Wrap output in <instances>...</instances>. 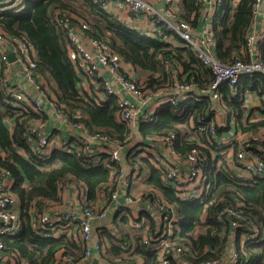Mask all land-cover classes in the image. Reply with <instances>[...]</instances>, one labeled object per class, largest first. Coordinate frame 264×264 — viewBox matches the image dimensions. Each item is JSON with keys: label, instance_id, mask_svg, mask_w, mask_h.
Returning a JSON list of instances; mask_svg holds the SVG:
<instances>
[{"label": "built area", "instance_id": "obj_1", "mask_svg": "<svg viewBox=\"0 0 264 264\" xmlns=\"http://www.w3.org/2000/svg\"><path fill=\"white\" fill-rule=\"evenodd\" d=\"M28 1L0 0V10H13ZM92 1L101 11L130 29L168 44L173 49L179 43L182 49L177 50L191 53L198 61L197 70L209 71L213 78L209 81L196 80L191 77V71L186 73L181 69L176 59L165 58L160 53L158 58L166 72L168 87L175 91L159 100L148 97L145 77L108 41L93 36L89 24L79 16L57 11L55 21L65 31L68 57L76 73L80 79L86 77L91 81L97 94L100 91L103 94V97L93 99L94 102L101 105L109 96L115 99L116 122L126 126L131 133L125 142H121L103 133H91L82 122H71L60 113L57 99L37 70L38 52L34 45L27 38L0 30V83L8 96L6 102L17 108L22 115L30 112L45 115L49 108L71 128V136L57 137L58 133H54L46 119L31 121L23 133V139L33 154L43 160H49L55 150L70 154L83 153L88 157L105 154L119 166L110 167V180L99 189V200L91 207L85 206L83 202L86 198L83 197L78 205H70L65 210L56 209L52 214L34 202L30 209L32 228L38 234L54 238L70 232L81 237L83 256L76 259L73 255L63 254L54 264H96L95 261L98 264V258L107 253L109 248L105 231L117 240L122 238V233L112 224V217L117 212L129 211L131 228L142 234L145 246H153L157 264H186L183 259L189 250L177 232L182 218L176 204L167 201L154 188L149 192L156 193L155 199L149 198L146 193H133L146 176L143 167L147 165L140 159L144 158L149 165H153L161 173L163 184L183 201L204 202L212 194L213 184L208 180V170L211 161L224 156L227 148L235 150L233 159L227 158L232 179H264V134L236 133L231 138L218 140L221 124L217 123L218 113L228 112L224 90L238 95L242 79L264 75V0H253L252 4L253 18H262L261 28L246 35L245 57L235 58L229 64L222 62L218 56L214 33L217 14L224 0H198L200 8L196 25L182 17V0ZM239 2L232 0V7L235 8ZM11 54L15 56L14 61L10 60ZM98 78L101 82L97 81ZM156 86L152 90H156ZM258 92L264 104V89ZM204 97L208 98L210 109L200 114V125L195 128L200 132L207 131L208 142L199 143L198 147L180 153L177 150V133L168 131L147 136L140 133V126L152 123L162 105L171 104L182 116L186 110L181 106L182 103L204 101ZM209 114L215 122L204 128V121ZM76 119L79 117L76 116ZM8 126L13 132L14 123L9 121ZM136 134L139 140L134 142ZM96 147L100 149L99 153H96ZM125 148L131 149L128 163L124 157ZM21 154L25 156L26 152L21 151ZM221 163L219 161L218 166ZM14 182L11 172L0 166V264H28L16 250L7 247L2 239L5 236H17L23 229L19 200L13 192ZM64 183L60 184L61 189ZM43 203L50 208L57 206V203L50 201ZM208 206L205 205V210ZM243 209V202L238 200L234 205L221 207L216 219L221 223L224 217L233 219L230 226L231 239L240 230L241 245L249 240L262 241V228L255 221H247ZM143 213L157 219L158 226L146 222ZM117 263L122 264L120 261ZM204 264H222V261ZM223 264H245V261L240 260L233 251Z\"/></svg>", "mask_w": 264, "mask_h": 264}, {"label": "trees", "instance_id": "obj_2", "mask_svg": "<svg viewBox=\"0 0 264 264\" xmlns=\"http://www.w3.org/2000/svg\"><path fill=\"white\" fill-rule=\"evenodd\" d=\"M83 1L88 7L93 21L89 24L92 35L104 39L130 64L136 71L145 77L150 89L156 84L166 80V72L158 56L163 53L165 58L180 61L183 57L182 50L173 49L170 45L149 38L133 29H130L110 15L101 11L92 0H30L26 2L23 11L0 10V30L10 35L27 38L38 52V72L45 78L51 92L57 99L60 113L64 114L69 121L82 122L91 133H103L121 142H125L130 136V130L116 122V102L112 97L98 105L93 99H86L79 92L80 78L76 73L74 64L68 57V41L64 29L55 21L57 11L75 14V3ZM253 0H240L233 8L232 0H224L217 14L214 27L217 42L218 56L222 62L229 64L235 58L243 57L246 47V34L253 20ZM200 5L198 0H182V17L196 25L198 21ZM195 15V19L194 18ZM82 18V17H81ZM168 49H172L169 50ZM184 53V52H183ZM188 54V63H184L185 72H192L196 80L209 81L213 78L209 71L197 70L198 61ZM264 61V46L262 50ZM189 68V69H188ZM159 78L156 79V76ZM253 78L258 83L252 84L253 89H264V75L257 74ZM159 80V82H158ZM242 83V82H241ZM240 83L238 95L224 90V101L230 108L236 110L234 119L245 133H255L264 129V110L260 111L259 117H250L243 120L241 101L243 90ZM259 89V90H260ZM258 90V91H259ZM229 93L231 96H229ZM8 98L5 88L0 83V166L8 169L15 179L13 192L19 200L20 219L23 222L21 233L14 237H3L6 246L16 250L20 257L28 264H54L58 252L73 255L76 259L83 256L80 247L67 235L59 238L36 233L31 225V206L37 202L41 207L44 201L58 203L61 200L60 184L62 182L76 181L85 185L86 199L83 203L91 207L98 202L99 189L109 182L111 166H117L108 155L100 154L98 157H88L83 153H65L55 150L49 160H43L35 156L23 139V133L28 124L33 120H44L45 115H37L34 112L20 114L17 108L11 107L6 102ZM185 107L180 116L174 106L164 104L157 112L152 123L140 126L142 135H152L162 132L173 131L177 133V150L185 153L198 147L199 143L208 142L207 131L196 130L200 114L209 111L210 103L207 97L204 101L182 103ZM231 115V114H230ZM76 116L79 119H76ZM14 123L13 132L8 123ZM209 114L204 121L206 128L214 123ZM221 131L218 130V134ZM193 133L196 135H193ZM21 151L26 152L22 155ZM127 154L125 153L124 156ZM126 158L128 163L131 152ZM140 161L147 165L143 179L149 188V198L155 199V189L160 192L167 201L176 204L182 222L177 226L180 240L188 248L185 253L184 263L204 264L206 262H226L229 247L234 246V251L245 261V264H264V239L262 241H245L241 245L240 230L236 237L231 239V223L233 219L224 217L218 222L216 219L220 208L228 204H236L241 200L244 204L246 220L255 221L264 232V179H232L228 171V162L225 156H218L211 161L208 170V180L213 184L212 194L207 201L200 200L183 201L178 199L171 188L166 187L161 178V173L147 160ZM221 165L218 166V162ZM223 164V165H222ZM142 180V181H143ZM147 188V189H148ZM154 201V200H153ZM208 208L205 210V205ZM205 210V212H204ZM129 211L117 212L112 217V224L122 233L121 239H116L111 233L105 231L108 239V252L106 260L112 264H120L117 261L127 262L124 264H139L143 259L146 264H157V255L153 246H145L142 243V234L131 228ZM142 217L151 226H158V220L148 213ZM246 221V222H247ZM199 228L203 231L196 233ZM107 232V233H106ZM112 255L114 257L112 258Z\"/></svg>", "mask_w": 264, "mask_h": 264}, {"label": "crops", "instance_id": "obj_3", "mask_svg": "<svg viewBox=\"0 0 264 264\" xmlns=\"http://www.w3.org/2000/svg\"><path fill=\"white\" fill-rule=\"evenodd\" d=\"M25 5H26V3L24 4V6ZM253 20L251 22V25L249 27L247 34L251 31H256L257 29L261 28V26L263 24L262 18H260V17H255V18H253ZM179 48L182 49L181 45L179 43L174 45V49H179ZM243 52H245V50ZM181 54L183 57H181L180 61H178V65L181 66V69L185 72L186 68L184 67V63L185 64L188 63V54L185 53L184 50L181 51ZM262 56H263V53H262ZM244 57H245V53H244L242 58H244ZM156 78H159V76L157 75ZM160 80H162V78ZM97 81L101 82V79L98 78ZM241 82H242L241 86H242V90H243L241 108L243 110V117H242L243 120L242 121L244 122L246 119H249L250 117H253V116L259 117L261 115L260 111L264 110V104L260 98V95L258 94L259 93L258 90L260 89L261 86L259 85V83L256 80H254L253 78L246 77V78L242 79ZM256 83H258V85L260 87L258 89H253L252 84H256ZM94 88H95V85L91 81H89L86 77H82L80 79L78 89H79L80 94L82 96H84L86 99H96L97 97H103V94L101 93V91L97 94L94 91ZM229 96H231L230 93H229ZM224 97H225V95H224ZM47 109L48 110L45 114V119L47 120L49 127L54 131V133H56V132L58 133L57 137H59V136H62V137L71 136V128L68 127L67 125H65L52 110H50L49 108H47ZM235 113H236V110L233 108H230V111L228 110V112H226V114H223L222 112L218 113L217 123L221 124L219 129H218L221 131L219 133L218 140H224L225 138H227V139L231 138L236 133L246 134L245 132L242 131V128L237 124V121L234 119V117L236 115ZM255 133H257V134L259 133L262 135V134H264V129L256 131ZM194 135L195 134H193L191 136H194ZM95 150H96V153L100 152V149L98 147H96ZM224 151H225L224 156L226 158H229L230 160L233 159V157L235 155L234 154L235 150H233L231 148H227ZM130 152H131L130 148H125L124 154L125 153L127 154L126 156H124L125 159L127 157H129L128 155ZM148 176H149V172H148ZM86 192H87V189H86L85 185L80 184L76 181H73V182L66 181L63 184L62 189H60L61 200H60V202L57 203V206L54 208H50L48 205H42L41 209H44V210H46L52 214L54 213V210H56V209L65 210L70 205H78L79 203H81L83 201V197L86 198ZM43 206H44V208H43ZM67 236L72 241H74L77 245H79L81 247L82 240H81V237L79 235H77L75 232H70ZM233 251H234V246H230L229 251H228V255H227V259H229L231 257ZM61 255H63V251L58 252V254L55 257L56 258L55 262H58L60 260ZM106 256L108 258H110L111 254H108ZM106 256H104V254H102V257H100V259L98 258V260H100V261H98V264L99 263L112 264L106 260ZM113 257H114V255H112V258ZM95 263L97 264L96 261H95ZM140 263L146 264L143 259H140ZM76 264H83V263L77 262ZM122 264H124V263H122Z\"/></svg>", "mask_w": 264, "mask_h": 264}, {"label": "rangeland", "instance_id": "obj_4", "mask_svg": "<svg viewBox=\"0 0 264 264\" xmlns=\"http://www.w3.org/2000/svg\"><path fill=\"white\" fill-rule=\"evenodd\" d=\"M81 4L84 5V2L83 1H77L75 3V5H76L75 9L77 10V12L75 13V15L79 16L80 18L82 17V19L85 20L83 18V15H84L87 18L89 24H91V22L93 21L92 16L90 15L89 11L85 9V6L86 7H88V6L86 5V3H85V6H81ZM16 9L21 12V11H23L25 9V6L22 5L20 7H17ZM144 81H145V78H144ZM158 82H159V80H158ZM174 91H175V89L170 90V88L168 87V81L167 80H161V84L160 85L158 84L156 86V90H152V89H149L148 87H146V94H147V96L148 97H151L153 99L157 98L158 100H159V98L164 97L166 94L172 93ZM137 136H138L137 134L134 135V137H133V141L134 142H136L137 140H139V137H137ZM218 136H219V134H218ZM147 177L148 176H146V178ZM147 188L148 187H147V185L145 183V180H143L142 182H140L134 188L133 193L134 194H139V193H142V194H145L146 193L147 194ZM202 231H203V229L202 228H199L196 233H200ZM122 263H127V262H122Z\"/></svg>", "mask_w": 264, "mask_h": 264}, {"label": "water", "instance_id": "obj_5", "mask_svg": "<svg viewBox=\"0 0 264 264\" xmlns=\"http://www.w3.org/2000/svg\"><path fill=\"white\" fill-rule=\"evenodd\" d=\"M10 60H11V61H14V60H15V56H14V54H11V55H10Z\"/></svg>", "mask_w": 264, "mask_h": 264}]
</instances>
